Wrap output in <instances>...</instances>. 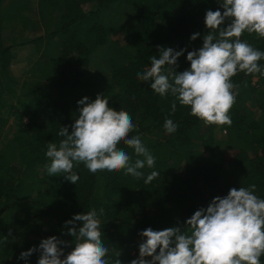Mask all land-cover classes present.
Returning a JSON list of instances; mask_svg holds the SVG:
<instances>
[{"label":"trees","instance_id":"obj_1","mask_svg":"<svg viewBox=\"0 0 264 264\" xmlns=\"http://www.w3.org/2000/svg\"><path fill=\"white\" fill-rule=\"evenodd\" d=\"M218 9L220 0H0V264H37L39 251L26 261L18 257L50 236L69 242L61 246L67 255L74 243L65 221L91 209L101 221L106 259L120 252L121 264H130L146 228H183L196 210L233 187L255 184L264 199V76L233 77L240 89L223 139L218 129L202 133L203 121L178 102L170 114L174 98L136 78L158 58V46L185 49L174 68L189 69L187 53L201 48L207 33L205 13ZM194 33L200 35L190 40ZM114 36L125 59L109 58V72H90L91 56ZM241 39L264 51L255 34ZM27 46L34 48L26 58L34 59L33 67L20 80L11 72L14 50ZM98 94L129 113L136 125L130 135H140L155 167L141 169L140 179L123 170L93 174L83 164L73 168L76 185L63 175L49 177L48 143L63 139L60 127L71 132L82 107L77 101ZM166 116L178 125L175 133H166ZM120 147L133 162L143 159ZM152 171L159 177L145 184Z\"/></svg>","mask_w":264,"mask_h":264},{"label":"clouds","instance_id":"obj_2","mask_svg":"<svg viewBox=\"0 0 264 264\" xmlns=\"http://www.w3.org/2000/svg\"><path fill=\"white\" fill-rule=\"evenodd\" d=\"M220 8L222 12L206 11L207 33L203 35L202 47L187 53L189 69L177 73L174 68L185 49L175 51L158 46V58L152 56L150 68L136 74L138 81L150 82L151 90L160 97L174 98L170 114L175 113L178 102L206 126H231L229 113L240 89L233 77L240 73L264 76L260 64L264 51L241 39L245 33L264 39V0H220ZM199 35L194 33L190 40ZM77 103L82 107L71 132L67 126L60 127L57 135L63 139L58 144L47 145L49 177L63 175L76 185L79 175L73 168L83 164L93 174L123 170L125 175L140 179L144 177L141 169L155 167L156 158L140 135H130L136 125L128 112L109 107L108 99L100 94L91 102L83 97ZM163 127L168 134L178 129L167 116ZM121 144L143 159L133 162ZM157 177L159 171H152L144 183L149 184ZM255 192V184L233 187L227 195L216 196L206 208L196 210L183 228L159 231L146 228L139 233L144 240L139 244L138 258L130 264H261L264 199ZM103 213L104 209L100 208L99 215ZM68 225L71 227L66 234L73 238L74 248L67 255L61 246L67 247L69 242L50 236L42 239L38 247L22 251L18 259L26 261L39 251L37 264H121L120 252L114 260L106 259L109 249L102 240L96 209L75 214L65 221V227Z\"/></svg>","mask_w":264,"mask_h":264},{"label":"rangeland","instance_id":"obj_3","mask_svg":"<svg viewBox=\"0 0 264 264\" xmlns=\"http://www.w3.org/2000/svg\"><path fill=\"white\" fill-rule=\"evenodd\" d=\"M33 10L36 9V5L34 2H32L31 4ZM42 33V30L37 32V34ZM119 37L114 36L112 38V41H110L107 45L102 46L100 48H97L96 51L94 52V54L91 56V64H90V72H97V71H101V72H109V68L107 67V71H106V62H108L109 58L112 59V57H119L122 61L125 59L123 53L121 52V43L119 42ZM15 55H14V59L12 61V65H11V72L12 74L18 78V79H25L28 77L30 70H32L33 67V60L34 59H30V63L29 60L27 61L26 58L27 57H31L30 54H32V52L34 51V48L31 46H27L21 49H16L14 50ZM253 82L256 83L257 82V78L253 79ZM263 82H261L262 84ZM11 126V125H10ZM10 126H8L10 128ZM225 126V125H224ZM224 126H216V125H204L202 127V133L203 131L205 132L206 130L210 129V131L213 130H219L221 133V138H225L226 133L224 131ZM144 238L141 237L140 241L141 243L143 242ZM66 252H64L65 254ZM63 258V256L61 257Z\"/></svg>","mask_w":264,"mask_h":264}]
</instances>
